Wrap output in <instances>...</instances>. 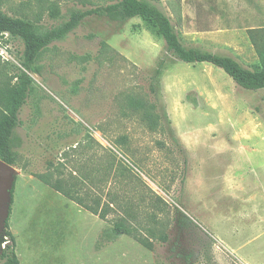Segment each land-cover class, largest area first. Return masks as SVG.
Masks as SVG:
<instances>
[{
    "label": "rangeland",
    "instance_id": "374dc122",
    "mask_svg": "<svg viewBox=\"0 0 264 264\" xmlns=\"http://www.w3.org/2000/svg\"><path fill=\"white\" fill-rule=\"evenodd\" d=\"M118 1L4 0L2 9L45 33L73 11ZM148 1L185 46L262 65L264 0ZM23 51L0 34L5 79L23 69ZM28 74L9 219L20 264H264V88L179 60L140 17L84 18ZM158 112L152 128L144 118ZM57 183L100 210L117 204L102 218ZM120 217L146 236L152 227L153 248L115 235Z\"/></svg>",
    "mask_w": 264,
    "mask_h": 264
},
{
    "label": "trees",
    "instance_id": "16d2710c",
    "mask_svg": "<svg viewBox=\"0 0 264 264\" xmlns=\"http://www.w3.org/2000/svg\"><path fill=\"white\" fill-rule=\"evenodd\" d=\"M3 3L4 0H0V34L8 33L21 39L24 44L23 69L11 75L9 79L4 78L7 75H4L3 62L0 56V158L9 164H14L15 162V128L19 124V112L28 96L32 83L28 72L33 69L38 56L49 44L63 38L68 32L77 27L84 18L91 15H103L110 18L140 17L148 22L154 31L164 39L167 49L179 60L186 63L208 62L223 69L239 86L245 89L259 90L264 88V57L262 65L251 69L242 66L231 56L187 47L181 42L170 18L148 0H119L116 3L105 6L73 11L65 22L45 33H39L29 19L6 14L2 9ZM50 11L54 17L59 14V8L56 5H52ZM160 64L163 65V61ZM160 72L161 69L159 67L156 70V76ZM151 91L153 94L156 92L154 83L151 85ZM154 106H157L156 101L153 104ZM160 118L161 114L158 112L154 117L147 115L144 120L150 123L152 128H157ZM54 187L102 218H106L107 209L111 208V202L117 204L114 199H111L100 210V204L94 206L85 203L81 197H75L69 187L63 188L60 183L55 184ZM13 192L14 186L11 190V204L13 202ZM11 209L10 205L9 217L5 228L0 232V264H20V259L16 252V239L9 224ZM112 230L115 235L128 233L146 247L153 248L150 237L155 236V231L150 226L146 228L150 235L146 236L142 234L138 227L128 223L125 217H120L114 223ZM167 237L166 234L162 235L164 240Z\"/></svg>",
    "mask_w": 264,
    "mask_h": 264
},
{
    "label": "water",
    "instance_id": "95a60500",
    "mask_svg": "<svg viewBox=\"0 0 264 264\" xmlns=\"http://www.w3.org/2000/svg\"><path fill=\"white\" fill-rule=\"evenodd\" d=\"M15 172L16 169L12 164L0 158V232L5 228L9 217Z\"/></svg>",
    "mask_w": 264,
    "mask_h": 264
}]
</instances>
